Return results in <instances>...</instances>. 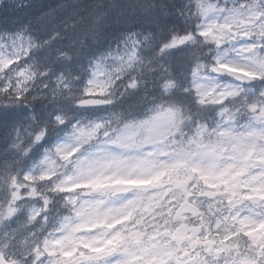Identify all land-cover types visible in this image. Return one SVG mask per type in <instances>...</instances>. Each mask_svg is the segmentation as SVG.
I'll return each mask as SVG.
<instances>
[{"label":"snow or ice","instance_id":"1","mask_svg":"<svg viewBox=\"0 0 264 264\" xmlns=\"http://www.w3.org/2000/svg\"><path fill=\"white\" fill-rule=\"evenodd\" d=\"M140 10L0 4V264H264V0Z\"/></svg>","mask_w":264,"mask_h":264},{"label":"clouds","instance_id":"2","mask_svg":"<svg viewBox=\"0 0 264 264\" xmlns=\"http://www.w3.org/2000/svg\"><path fill=\"white\" fill-rule=\"evenodd\" d=\"M144 0H79L82 7L93 8L96 5L101 6L104 15L108 18L109 24L125 21L128 26H132L138 23L143 16L140 7ZM4 3V0H0V4ZM24 4H27V0H23ZM86 24H82L81 27H85ZM110 42V34L103 38L90 39L84 37L82 39V51L79 53L85 61L91 58L93 53H98L103 49L105 44ZM47 53L43 49H39L36 52V72L41 73L40 60L47 57Z\"/></svg>","mask_w":264,"mask_h":264},{"label":"trees","instance_id":"3","mask_svg":"<svg viewBox=\"0 0 264 264\" xmlns=\"http://www.w3.org/2000/svg\"><path fill=\"white\" fill-rule=\"evenodd\" d=\"M18 12H19V14H23V13H22V10H18Z\"/></svg>","mask_w":264,"mask_h":264}]
</instances>
